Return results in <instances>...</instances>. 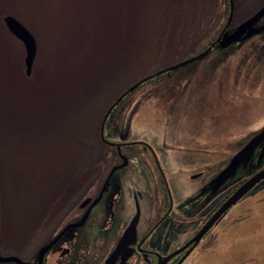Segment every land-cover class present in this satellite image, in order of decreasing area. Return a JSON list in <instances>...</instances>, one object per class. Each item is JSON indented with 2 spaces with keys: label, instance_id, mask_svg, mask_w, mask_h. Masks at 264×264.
<instances>
[{
  "label": "rangeland",
  "instance_id": "obj_1",
  "mask_svg": "<svg viewBox=\"0 0 264 264\" xmlns=\"http://www.w3.org/2000/svg\"><path fill=\"white\" fill-rule=\"evenodd\" d=\"M63 1L65 0H0V51L5 67L2 73L3 97L6 100L3 107L8 108L7 117L14 112V115H34L39 124L48 126V119L55 115V111L48 108L50 106L48 104L58 103V97L61 96L54 91V80L52 78L50 81L46 73L57 63L60 38H64L66 31V35L72 37L69 31L70 26L74 24L72 9L71 11L66 9ZM250 1L236 0L235 3V0H232L237 14H245L246 10L254 6L260 7L264 2L257 0L248 6L247 3ZM213 6L215 7L213 11L211 8L206 11L208 16L211 13L217 15L218 23L213 29L206 30L205 26L202 28L207 15L204 17L199 13L197 18H191L189 21L187 19L180 31L196 25L193 33L189 31L185 39L184 34H179L180 40L169 46L167 42L157 50L163 49L160 56L152 57L155 54L153 53L150 59L143 61V66L139 67L141 63L133 67L127 71L125 77H122L120 69L112 71L109 81L103 84L104 80H101L104 88H101L97 95L91 96L89 101V104H92L97 98L93 105L99 103L98 111L90 107L95 133L98 132L101 138L100 125L108 107L129 85L151 75L112 108L105 122L104 135L107 139L115 140L142 138L152 142L157 148L160 147L158 153L167 170V182L176 201L197 190L212 178L227 164L232 154L264 126V59L253 60L255 48L248 53L247 43L236 46L230 44L227 47L216 44L198 60L176 70L152 76L157 70L203 50L218 35L226 22L228 0H217L216 4L213 1ZM7 14L21 21L34 35L36 41L34 64L46 65L43 74L21 90L18 80L12 77L17 74L20 50L24 47L22 48L20 41L2 25L1 21L4 23L3 18ZM60 14H63L64 18L61 19ZM55 19L57 23L53 28ZM241 20L236 21V24ZM176 29L178 31L179 28ZM192 34L195 39L190 40ZM68 36L66 44L70 39ZM185 41L189 45L180 48V44H185ZM118 55V52L113 53L114 58ZM125 79L126 81L121 82ZM34 102L38 105V113L34 111ZM71 105L70 101L64 102L65 109ZM66 111L67 120L63 128L67 129L73 122L71 110ZM1 127L2 125L0 129ZM44 132L50 134L51 131L41 130L42 140L45 139ZM2 134L0 130V135ZM162 142L166 147H161ZM103 148V152L108 153L110 150L109 154L115 153V150L107 145H103ZM86 157H89L88 153L84 160ZM109 158L111 159H108L109 163L115 161L114 156ZM262 159L264 160V156ZM254 162L255 158L248 160L238 175L252 171ZM197 172H201L202 175L192 177V174ZM260 185L262 186L259 189L247 192L237 200L225 216L239 212L245 205L264 206V181ZM8 195L4 180L0 177V252L18 251L20 239L27 243L26 246L25 244L22 246L23 248H33L38 241L37 236L42 231L33 227L35 223L37 225L41 222V218L38 217L33 224L26 223L24 232L21 229V222L25 217L30 222L32 218L30 216L40 212L43 204L33 199L11 202ZM220 195L221 193H218L219 198ZM48 211L50 213L51 209ZM262 213L264 215V211ZM225 222H228L226 218L221 224ZM252 226L248 219H244L229 229L226 227L225 230H213V240L209 242L208 238H201L196 250L182 264H264V226L260 224L259 235L247 236ZM260 227L256 228L257 233Z\"/></svg>",
  "mask_w": 264,
  "mask_h": 264
},
{
  "label": "trees",
  "instance_id": "obj_2",
  "mask_svg": "<svg viewBox=\"0 0 264 264\" xmlns=\"http://www.w3.org/2000/svg\"><path fill=\"white\" fill-rule=\"evenodd\" d=\"M213 1L216 4L217 0L63 1L66 9H72L74 24L69 31L72 37L66 35V31L64 38H60L57 63L46 73L50 81L53 78L54 91L61 96L58 103L48 104V108L55 111V115L48 119V126L39 124L34 115H14V112L7 117L8 108L3 107L6 100L3 97L2 72L5 67L0 51V130L3 133L0 135V177L4 180L11 202L33 199L43 204L40 212L30 216V223L36 222L38 217L48 216L53 202L66 200L71 186L86 183V176L92 178L100 169L105 144L98 132L95 133L91 110L93 107L98 111L99 103L93 105L97 98L91 101L92 104L89 101L91 96L104 88L101 80H104L103 84L109 81L112 71L117 69L125 77L133 67L141 63L139 67L143 66V61L151 58L153 53L152 57L160 56L163 49L157 50L167 42L169 46L180 40L179 34H184L185 39L189 31L193 33L196 30L195 25L180 31L187 19H195L199 13L205 17L208 8L211 11L215 9ZM254 9L256 6L242 15L237 14L236 10L235 20L245 18ZM59 16L64 18L63 14ZM205 18L202 28L205 26L206 30L213 29L218 23L216 13ZM176 28H179L178 31ZM67 36L70 39L66 44ZM191 39H195L193 34ZM188 45L185 41L180 48ZM117 52L119 55L114 58L113 53ZM23 53L24 49L20 50L17 74L12 77L18 80L20 90L43 74L46 68V65L34 64V57L31 73L26 75ZM3 55L5 57L4 51ZM124 81L126 79L121 80ZM66 101L72 104L66 109L71 110L73 122L67 129L63 128L67 120ZM37 106L34 102L36 113L39 112ZM41 130L51 132H44L45 139L42 140ZM87 153L89 157L84 160Z\"/></svg>",
  "mask_w": 264,
  "mask_h": 264
},
{
  "label": "flooded vegetation",
  "instance_id": "obj_3",
  "mask_svg": "<svg viewBox=\"0 0 264 264\" xmlns=\"http://www.w3.org/2000/svg\"><path fill=\"white\" fill-rule=\"evenodd\" d=\"M235 19L233 5L228 25L230 29L227 26V31L238 24ZM259 21L261 24L264 19ZM260 33L264 34V31L239 44L247 43L248 53L255 48L252 58L261 61L264 59V35ZM110 112L105 117L103 135ZM104 138L101 140L105 146L113 148L115 153L109 154L110 150L103 152L100 169L95 175L92 178L86 176V183L82 185L71 186L66 200L53 202L49 207V216L41 218V222L35 223L37 227H33L42 230L36 238V245L23 248L25 241L19 238L18 251L7 250L0 254L16 255L25 264H182L196 250L201 238L206 237L209 242L213 240V230L229 229L238 221L248 219L253 226L247 236L260 234V224L264 226V206L245 205L239 212L225 216L232 204L195 244L192 239L236 186L264 166L263 159L256 163L260 146L249 159L255 158L249 173L238 175L243 171L239 167L235 175L224 183L227 185L216 190L213 184H207L210 178L197 190L176 201L167 182V170L158 153L160 147L142 138L115 140L107 139L105 135ZM161 147H166L165 143L162 142ZM110 156H114L113 163L108 162ZM196 174L202 175L201 172ZM262 181L264 179L248 192L259 189ZM218 193H221L220 198ZM85 198L89 199L83 203ZM224 218L228 222L221 224ZM26 223L30 222L25 217L21 222L23 232ZM257 227H260L258 233ZM49 241H52L49 248L42 257H38V249ZM0 264L18 263L8 261Z\"/></svg>",
  "mask_w": 264,
  "mask_h": 264
},
{
  "label": "water",
  "instance_id": "obj_4",
  "mask_svg": "<svg viewBox=\"0 0 264 264\" xmlns=\"http://www.w3.org/2000/svg\"><path fill=\"white\" fill-rule=\"evenodd\" d=\"M229 2V10L226 18V22L223 28L220 30L216 38L203 50L183 58L178 62L171 64L165 68L159 69L154 72L152 75H157L161 72H169L170 70H176L181 66L188 64L192 61L198 60L204 54H206L213 46L216 44L221 47H227L230 44H239L241 41H244L251 35L255 33H259L264 31V22L261 24H257V22L264 16V2L263 4L249 17L241 20L233 29L230 31L226 30V27L229 25V21L232 15L233 4L232 0H228ZM4 24L9 30V32L14 35L17 39H19L24 46V71L26 75L31 73L32 62L36 53V41L33 34L30 30L17 18H15L11 14H7L3 18ZM151 75L144 76L143 78L136 80L134 83L129 85L124 91L117 96V98L113 101V103L108 107L106 113L103 116L100 125V136L105 140L103 135V124L105 121L106 115L111 111V108L115 104H117L123 96L128 94L132 89H134L139 83L144 80L150 78ZM107 141V140H106ZM260 146L256 163H259L264 156V126L252 134L248 140L229 158L227 164L222 167L207 184H213V187L216 189H220L224 183L231 179L237 169L239 167H244L251 155H253L255 149ZM198 174H192V177L197 176ZM264 179V166L259 170L251 174L249 177L240 182L236 188L232 191L230 195L226 197V199L220 204L217 210L208 218L206 223L200 228V230L193 236V243L195 244L201 235L206 231V229L217 219L220 217L225 210L234 204L237 200H239L246 192H248L256 183L260 182ZM89 198H85L83 203L88 201ZM52 241H49L42 247L38 249V257H42L45 251L49 248ZM14 261L18 264H25L21 258L16 255H2L0 254V262H8Z\"/></svg>",
  "mask_w": 264,
  "mask_h": 264
}]
</instances>
